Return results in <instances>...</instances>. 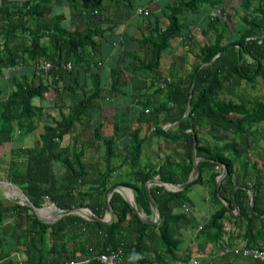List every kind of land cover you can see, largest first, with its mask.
Listing matches in <instances>:
<instances>
[{
  "label": "trees",
  "instance_id": "trees-1",
  "mask_svg": "<svg viewBox=\"0 0 264 264\" xmlns=\"http://www.w3.org/2000/svg\"><path fill=\"white\" fill-rule=\"evenodd\" d=\"M67 1L70 4L77 2ZM94 1L95 6H98L99 0ZM203 4L211 5L213 2L177 0L167 6V25L161 28L156 18L155 26L141 39V43L147 45L150 51L149 58L140 61L142 70L155 72L158 69L161 55L169 47L170 40L183 34L185 25L181 16L186 11L197 12ZM51 7V0H30V4L24 9L0 7V72L3 68L20 66L26 61L34 65L37 61L45 60L53 63L52 69L47 73L34 69L36 80L33 75L10 74L11 87L14 88L6 96H3L0 90V131L3 133H12L16 129L21 133L34 130L35 120L42 114V106L35 104L34 100L44 98L51 90L59 96L64 91L68 92V89L76 91L70 86H58L57 80L70 83L69 79L73 77L76 67L88 68L89 64L84 61L83 51L87 46L95 45L96 32L89 29L67 31L56 23L48 26L45 18L51 13ZM226 34L227 31H218L212 42L205 43L200 48V63L185 76H173L160 83L155 92L159 96L158 102L143 100L139 110L135 111L138 115L137 126L131 135L129 151L131 180L107 187L106 178L110 174L108 168L101 175V184L97 188L98 196L104 197L117 185L129 187L133 191L135 204L144 214L151 216L153 211L147 197L146 182L154 178L173 184L187 181L192 170V154L195 149L196 156L201 159L197 164L198 177L194 181L178 191L166 190L161 185L149 186V192L160 213V222L157 225L142 222L129 203L116 191L109 198L113 219L108 224L88 220L78 214H68L47 223L39 219L28 206L15 203L11 208H0V218L3 212H11V215L19 217L20 222L17 221V225L20 230L17 233L11 231V236L16 249H19L20 259H12L10 250H1L0 243V264H59L70 261H76L77 264H100L94 258L87 263L81 261L87 258L88 254L92 255V252L104 251L106 248L120 249L124 257L130 259L129 264H166L163 259L178 251L181 244L179 231L188 221L185 211L174 213L175 207L189 206L191 200L187 195L188 189L208 178L214 187V195L217 196L219 190L220 196L224 197L223 183L231 186L234 167L232 157L238 159L244 155L241 150L245 144L244 137H248L253 143L259 139L264 140V95L261 98L254 96L251 100H245L243 97L239 100L232 98L243 84L254 88L257 78L264 76V0H259L254 14L245 18V27L237 32L236 38L224 41ZM44 37L49 39L48 46L41 41ZM217 54L219 55L211 61ZM66 62L73 64L69 72L61 66ZM203 64L206 65L202 66ZM102 92L101 85L85 92L77 102L67 106V112L63 110L65 106H60L59 120H52L51 124L42 126L38 148L12 151V156H26V164L25 168H21L23 161L20 165L11 163L7 178L19 186L36 207H41L43 199L49 197L61 208L88 207L96 216L103 218L105 201L95 208L93 204L85 202L92 198L91 192H81L77 199L73 195L76 182L82 181L86 174L82 161L83 150L59 146L61 138L73 129L75 123L83 117L93 115ZM188 102V114L183 117ZM143 122L153 126V136L166 138L180 146L179 160L169 156L158 164H141L142 146L146 139L140 137ZM166 124L173 126L164 129ZM202 126L208 127L212 132L210 141L214 144L203 139L200 133ZM101 128L102 122L94 126L93 138L106 146L105 159L109 162L114 156V143L112 138L106 139L101 135ZM217 130H221V133ZM55 161L67 167L63 176L67 179L65 184L56 183L53 179ZM221 166L227 171L219 189H216V178L221 173ZM48 182L49 184L43 186V183ZM57 194H61L66 203H58ZM245 198L247 199L245 192L236 190V218L246 222V246L264 247V223L258 228L254 221L260 214L264 215V192H253L252 206ZM227 202L232 207L231 200L227 199ZM226 212L228 208L221 205L211 215L207 224L202 226L203 233L209 229L213 232L208 234L213 241L221 236L222 220ZM125 221L131 223L134 228L133 240L127 241L122 234ZM83 234L89 237L98 234L96 246L76 240ZM89 237L87 236V239ZM155 237L162 253L157 254L154 259L140 257L143 250L147 249L145 242L152 241Z\"/></svg>",
  "mask_w": 264,
  "mask_h": 264
},
{
  "label": "crops",
  "instance_id": "crops-1",
  "mask_svg": "<svg viewBox=\"0 0 264 264\" xmlns=\"http://www.w3.org/2000/svg\"><path fill=\"white\" fill-rule=\"evenodd\" d=\"M175 1L177 0H99L98 6H95L94 0H77L73 4L67 0H51V13L45 18L48 26L56 23L58 27L67 31L94 30L96 32L94 35L95 45L87 46L83 51L84 61L89 64L87 69L84 66L76 67L73 77L69 79L70 83L57 80L58 86H70L76 91L68 89V92L64 91L59 96L51 90L44 95V98L34 100L35 104L42 106V114L35 120L34 130L29 133H21L17 129L12 133L0 131V208H11L13 204L18 203L11 196V190L4 182H11L7 178L11 163L20 165L19 163L23 161L24 164H21V168H25L26 156H12V151L21 148H38L40 135L43 132L42 126L51 124L52 120H59V107L65 106L63 110L67 112V106L77 102L85 92H90L99 85L102 86L103 92L97 101L93 115L83 117L81 121L75 123L73 129L61 138L59 146L82 149L84 152L82 161L86 174L82 181H77L75 184L73 195L76 199L81 192H91L92 198L85 202L98 208L102 201H105L107 207L108 192L104 197H100L97 191L101 184V175L108 168L110 174L106 178L107 187L117 182L131 180L129 162L131 135L137 126L138 115L135 111L139 110L138 107L143 103V100L158 102L159 96L155 92L160 83L173 76H185L194 66L198 65L201 55L200 48L205 43L212 42L218 31H227L224 41H227L228 38H236L237 32L245 27V18L254 14V9L257 8L259 2V0H211L213 4H203L197 12L186 11L181 16L185 25L183 34L170 40L169 47L161 55L158 69L155 72L142 70L140 61H146L150 56V51L147 45L141 43V39L151 31L157 19L161 28L167 25L166 8L174 4ZM29 4L30 0H0V7L13 10L27 8ZM136 8L147 9L148 14H138L135 11ZM1 18L0 14V22H2ZM41 41L45 46H48V37H44ZM34 69V64L27 61L20 66L3 68L0 72L4 81V84L0 86L3 96H6L14 88L11 87L10 74L33 75L36 80ZM263 78L264 76L258 77L257 85L254 88L250 87L251 90H255V96L259 98L264 95ZM98 122H102L101 135L106 139H113L114 156L109 162H106L105 159L106 146L100 140L93 138V128ZM172 126L173 124H166L163 128L167 129ZM152 130L153 126L150 123L143 122L141 124L140 137L146 138L142 146L141 164H158L169 156L179 160L180 146L166 138L153 136ZM217 132L221 133V130H217ZM200 133L204 140H212L213 134L208 127L202 126ZM210 143L212 142L210 141ZM255 146L259 149L256 150ZM241 150L244 155L238 159L229 154L234 159V167L231 186L223 183L224 197L220 196L219 190L217 196L214 195V187L206 178L204 182L196 183L188 189L187 195L191 200L189 206L174 208V213H184L185 211L188 221L179 231L181 244L178 251L171 257H165L164 263L192 264L191 260L194 259L197 264H257L255 260L238 255L228 254L220 257L217 254V251L224 245L246 246L244 239L246 222L236 218L238 214V207L235 203L236 190L247 194L245 201L250 206H252L253 192H264V140L259 139L256 143L251 144L245 143ZM221 168L223 170V166ZM66 170L67 167L59 161H55L53 179L56 183L65 184L67 182V179L63 178ZM217 179L218 177L215 186L216 189H219L223 178L219 181L218 186ZM258 181H260L259 184ZM47 184L49 182L43 183V186ZM117 186H121L123 193L128 199H131L133 194L131 188ZM116 192L122 196L120 191ZM56 196H58V203H66V199L61 194ZM226 198L231 200L232 207L229 206ZM47 201L58 206L49 197L43 199L42 205ZM221 205H225L228 212L225 213L222 220L220 238L213 241L208 237V234L213 232L209 229L203 233L202 226L207 224L211 215ZM136 207L139 212L144 213L139 206L136 205ZM145 216L153 218V215L145 214ZM104 217L108 219L106 210ZM18 218L15 214L11 215V212H3L0 218L1 250H10V257L14 260L20 259L19 249H16L17 246L11 236V231L17 233L20 230L17 225L20 222ZM254 221L259 228L264 223V215L260 214L258 218H254ZM123 227L122 234L125 235L127 241L133 240L134 228L132 224L125 221ZM151 230L155 231L154 228ZM87 236L89 237V235L84 236L83 234L76 240H83L85 244L89 242L91 246L95 247L98 234H92L89 239ZM145 244L147 249L143 250L140 257L146 256L154 259L157 254L162 253L156 237L152 241L147 240ZM125 262L129 264L130 259L125 258Z\"/></svg>",
  "mask_w": 264,
  "mask_h": 264
},
{
  "label": "water",
  "instance_id": "water-1",
  "mask_svg": "<svg viewBox=\"0 0 264 264\" xmlns=\"http://www.w3.org/2000/svg\"><path fill=\"white\" fill-rule=\"evenodd\" d=\"M219 54H217L211 61H213ZM206 64H203L202 66H204ZM191 97V95H190ZM189 102L186 106V110L185 113L183 115V117H185L188 114V110H189ZM196 144V139L194 136V141H193V145ZM200 157L196 156V152L195 149L193 150V154H192V161H193V166H192V170L190 172L189 178L187 181L183 182V183H179V184H173V183H169V182H165V181H161L158 178H154L151 180H148L145 184V188L147 190V197L150 203V207L153 211V218H147L145 216L144 213H141L137 210V207L135 205L134 202V197L132 194L131 199H128L127 196L123 193L122 191V187L121 186H115L113 188H111L108 191V200H107V207H106V212L108 215V219L104 218H100L98 216H96L89 208L87 207H76V208H61L56 206L55 204L51 203L50 201H47L46 204L42 205L41 207H36L32 201L29 199L28 196H26L23 192V190L17 186L16 184L12 183V182H4L5 185L7 184V186H9L10 190H11V196L14 197L17 202L19 204L22 205H26L29 208H31L35 214L38 216L39 219H41L44 222L47 223H51L53 221H55L56 219L68 215V214H78L88 220H94V221H100L104 224L110 223L112 220V212H111V207L109 204V198L112 192L114 191H120L123 198L130 204L133 212L139 217V219L147 224H158L160 222V213L158 210V207L154 201V199L152 198L150 192H149V186L150 185H161L164 187V189L169 190V191H178V190H182L184 189L190 182L194 181L197 177H198V161L200 160ZM226 173V168L223 166V170L221 172V174L218 176L217 179V186L219 181L223 178L224 174ZM132 192V190H131ZM133 193V192H132Z\"/></svg>",
  "mask_w": 264,
  "mask_h": 264
},
{
  "label": "built area",
  "instance_id": "built-area-1",
  "mask_svg": "<svg viewBox=\"0 0 264 264\" xmlns=\"http://www.w3.org/2000/svg\"><path fill=\"white\" fill-rule=\"evenodd\" d=\"M136 13L147 15L148 10L143 8H136ZM61 66L69 72L73 68L71 62L62 63ZM37 72L47 73L52 69L53 63L49 60L37 61L34 65ZM57 67V66H56ZM91 251V250H90ZM218 256H226L228 254L238 255L244 258H249L255 261L264 262V247H254V246H242V247H231L224 245L217 251ZM95 259L100 264H127L125 262V257L120 249L110 250L106 248L104 251L92 252V255L88 254V257L82 260V263H87L91 259ZM192 264H197V261L192 259ZM59 264H77L76 261L62 262Z\"/></svg>",
  "mask_w": 264,
  "mask_h": 264
},
{
  "label": "rangeland",
  "instance_id": "rangeland-1",
  "mask_svg": "<svg viewBox=\"0 0 264 264\" xmlns=\"http://www.w3.org/2000/svg\"><path fill=\"white\" fill-rule=\"evenodd\" d=\"M137 17V16H136ZM261 79V78H259ZM264 82V78L262 80ZM4 84V81L2 79V77L0 76V86H2ZM263 84V83H262ZM263 91V90H262ZM257 92V91H256ZM256 94H255V90H251L250 86L246 85V84H243V87H240L236 93L234 94V96H232L233 99L235 100H239L241 97H243V99H252V97H254ZM244 140H245V143H253L251 142V140L247 137H244ZM256 148V146H255ZM259 149V148H256V150ZM249 259V258H248ZM246 259V260H248Z\"/></svg>",
  "mask_w": 264,
  "mask_h": 264
},
{
  "label": "bare ground",
  "instance_id": "bare-ground-1",
  "mask_svg": "<svg viewBox=\"0 0 264 264\" xmlns=\"http://www.w3.org/2000/svg\"><path fill=\"white\" fill-rule=\"evenodd\" d=\"M131 198V197H130Z\"/></svg>",
  "mask_w": 264,
  "mask_h": 264
}]
</instances>
